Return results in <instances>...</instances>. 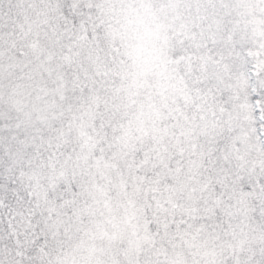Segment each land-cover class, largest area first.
Masks as SVG:
<instances>
[{
    "label": "snow or ice",
    "instance_id": "snow-or-ice-1",
    "mask_svg": "<svg viewBox=\"0 0 264 264\" xmlns=\"http://www.w3.org/2000/svg\"><path fill=\"white\" fill-rule=\"evenodd\" d=\"M0 264H264V0H0Z\"/></svg>",
    "mask_w": 264,
    "mask_h": 264
}]
</instances>
